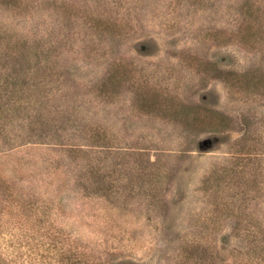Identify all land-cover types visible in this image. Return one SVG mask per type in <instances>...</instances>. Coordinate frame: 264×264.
Returning <instances> with one entry per match:
<instances>
[{
  "label": "rangeland",
  "instance_id": "rangeland-1",
  "mask_svg": "<svg viewBox=\"0 0 264 264\" xmlns=\"http://www.w3.org/2000/svg\"><path fill=\"white\" fill-rule=\"evenodd\" d=\"M0 264H264V0H0Z\"/></svg>",
  "mask_w": 264,
  "mask_h": 264
}]
</instances>
